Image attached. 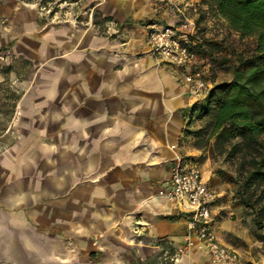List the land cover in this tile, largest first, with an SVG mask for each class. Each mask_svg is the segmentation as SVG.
<instances>
[{"label": "crops", "instance_id": "obj_1", "mask_svg": "<svg viewBox=\"0 0 264 264\" xmlns=\"http://www.w3.org/2000/svg\"><path fill=\"white\" fill-rule=\"evenodd\" d=\"M201 2L198 24L215 14ZM98 4L106 31L71 21L37 40L41 65L22 85L17 140L0 154V205L22 220L34 264H212L203 247H187V215L159 195L177 154L196 159L186 131L207 98L152 55L149 27L177 16L154 0Z\"/></svg>", "mask_w": 264, "mask_h": 264}, {"label": "rangeland", "instance_id": "obj_2", "mask_svg": "<svg viewBox=\"0 0 264 264\" xmlns=\"http://www.w3.org/2000/svg\"><path fill=\"white\" fill-rule=\"evenodd\" d=\"M41 1L0 0V154L17 140L20 124L17 104L25 92L22 85L34 80V72L41 65L33 54L42 31L76 21L90 22L104 32L111 22L98 9L100 0H45L46 7L41 6ZM34 25L40 29L38 33ZM198 35L207 56L201 63L210 79L220 76L221 80L228 81L238 59L253 46L252 39H240L213 13L198 24ZM199 110L192 114L187 138L189 145L198 151L195 157L205 177L220 195L214 210L225 234L224 238L219 237L237 251L240 264H264V185L247 191L254 207L244 204V175L239 160L214 153V140L208 141L205 133L198 137L196 132L205 124L198 117ZM10 213L14 215L0 205V264H34V260L26 256L32 251L22 243L25 236L20 233L22 220ZM194 246L201 248L198 242Z\"/></svg>", "mask_w": 264, "mask_h": 264}, {"label": "trees", "instance_id": "obj_3", "mask_svg": "<svg viewBox=\"0 0 264 264\" xmlns=\"http://www.w3.org/2000/svg\"><path fill=\"white\" fill-rule=\"evenodd\" d=\"M203 1L240 39H252L253 46L236 62L232 79L211 88L199 110L205 124L196 134L213 139L217 155L239 160L243 202L254 207L247 191L264 185V0ZM41 6L46 7L45 0Z\"/></svg>", "mask_w": 264, "mask_h": 264}, {"label": "built area", "instance_id": "obj_4", "mask_svg": "<svg viewBox=\"0 0 264 264\" xmlns=\"http://www.w3.org/2000/svg\"><path fill=\"white\" fill-rule=\"evenodd\" d=\"M154 3L156 9L173 10L177 20L167 24L154 22L149 27L152 55L159 64L172 65L184 71L181 82L190 95H208L213 84L199 58L201 0H154ZM159 195L173 201L178 210L187 215V247L194 246L197 241L207 251L212 264H240L237 251L219 237L213 211L218 193L205 177L197 159L177 154L168 184L159 190ZM133 232L141 234L142 227L136 224ZM183 252L184 249L178 251L180 254ZM176 261L177 256L165 258L161 264H176Z\"/></svg>", "mask_w": 264, "mask_h": 264}]
</instances>
